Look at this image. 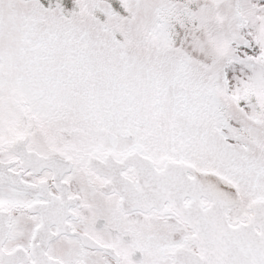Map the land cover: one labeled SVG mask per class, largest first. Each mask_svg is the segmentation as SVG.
I'll use <instances>...</instances> for the list:
<instances>
[{
    "label": "snow or ice",
    "instance_id": "snow-or-ice-1",
    "mask_svg": "<svg viewBox=\"0 0 264 264\" xmlns=\"http://www.w3.org/2000/svg\"><path fill=\"white\" fill-rule=\"evenodd\" d=\"M0 264H264V0H0Z\"/></svg>",
    "mask_w": 264,
    "mask_h": 264
}]
</instances>
